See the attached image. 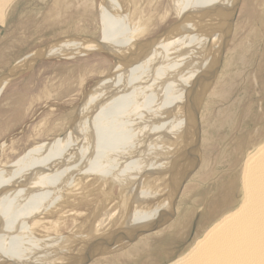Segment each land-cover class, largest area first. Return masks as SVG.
I'll list each match as a JSON object with an SVG mask.
<instances>
[{"label": "rangeland", "instance_id": "rangeland-1", "mask_svg": "<svg viewBox=\"0 0 264 264\" xmlns=\"http://www.w3.org/2000/svg\"><path fill=\"white\" fill-rule=\"evenodd\" d=\"M178 3L179 0H14L5 20H0V180L3 178L17 187L20 184L19 188L25 186L17 190L34 200L35 192L27 190L32 185L33 175L47 172V168L51 174L55 160L60 159L62 165L58 176L76 175L73 174L75 170L68 167L70 162L63 157L69 153L66 146L79 129L85 105L95 97L96 91L112 88V82L123 78L122 75L135 67L132 61L133 67L129 63L123 67L118 56L107 49H96L95 45L112 41L115 34L144 28L143 35L129 41V45L143 48L150 45L148 51L141 54V59L152 60L150 57L154 52L162 53L170 48L179 51L178 43L183 42V35L188 37L186 33L189 31L180 32V27L185 24L181 19L186 17L181 18L176 12ZM235 3L232 1L226 18L222 14L219 17V29L214 39H193L194 43L190 44L194 45L192 49L201 45L200 49L206 50V44L217 45L216 38L221 36L222 39L221 46L214 52H218L216 69L202 68L193 78L198 77V86L208 84L205 88L192 89L187 78L191 72H184L188 82L186 88L192 87L190 91L200 95V104L190 109L188 128L182 137L185 141L193 137L194 141L186 147L181 162L168 160L163 167L144 169L149 173L138 178L144 183L148 177L162 173L168 188L164 180H153L151 184L160 189L166 186L168 193L176 189L172 207L166 212L161 210L164 211L162 219L154 228L138 233L137 227L127 232L125 229L132 227L121 222V225L117 224L124 206L122 194L127 190H123L120 181L124 177L123 170H112L110 154L102 163L100 175L77 173L74 183L65 187L55 201L53 194H48L42 204L39 202L17 216L11 213L13 204H9L5 214L0 211L1 223L7 227L5 232L24 219L34 241L42 240V243L50 242L55 246L60 240L73 237L77 243L75 236L80 233L76 229L88 225L95 217L99 216L100 221L110 210V223L104 217L102 220L108 225L112 223L111 229L99 231L102 227L94 226V233L84 229L81 234L89 236V243L77 248L70 262L65 259L59 261L61 264H168L187 253L210 227L235 210L243 197L244 163L264 144V0H239L236 6ZM106 14L108 18L105 20ZM225 22L228 25H225L224 35L222 26ZM165 35L169 36L166 38ZM175 37H178L176 44L169 46L164 42ZM80 42L89 44V48L86 46L88 52H81L85 48L80 49ZM214 53L206 58L200 57L198 62H205ZM159 56L157 64L160 67L164 60L162 54ZM158 70L156 67L151 72ZM123 85L127 88L125 82ZM115 89L118 87L112 91ZM187 91L185 89L181 94L183 100ZM167 102L164 103L167 108L170 106L167 111L173 108L174 113L175 102ZM130 104L122 106L121 110L127 112L131 109ZM127 121L130 120L112 132L118 136V145L131 139L134 129L138 131L140 128L136 123L125 127ZM149 121L154 122V119ZM49 157L51 159H47ZM194 157L196 161H193ZM141 161L142 157L135 159L137 164ZM81 165L76 163L74 167L79 169ZM135 170L138 166L130 164L126 175ZM170 187L173 190H169ZM147 197L142 200L149 199ZM57 200L59 202L55 204ZM8 214L10 220L6 219ZM32 228L34 231L30 230ZM0 232L1 237L4 232ZM124 233H131L133 237H130L129 244L122 246L120 243L121 247H118ZM112 234L119 235L107 242L103 240ZM103 248L106 252H99ZM60 252L63 251L57 254ZM23 264L28 263L24 261Z\"/></svg>", "mask_w": 264, "mask_h": 264}, {"label": "bare ground", "instance_id": "bare-ground-1", "mask_svg": "<svg viewBox=\"0 0 264 264\" xmlns=\"http://www.w3.org/2000/svg\"><path fill=\"white\" fill-rule=\"evenodd\" d=\"M232 1L236 2V6L239 0H185V3L183 0H179L177 7L175 6L176 12L181 18H184V16L186 17V19H181L185 21V24L180 27L182 28L180 32L185 29L186 31L188 30L189 32L186 33L188 37L183 35L184 40L183 42L179 41V43L177 41L178 37L164 40V42L167 43L166 45L169 46L178 43V47L175 46V48H179V51H175L173 48L172 50H170L171 48L169 50L165 48L168 51L162 53H159L160 51L154 52L152 54L153 56L150 57L152 60L148 58L149 62L145 58L141 59V54L147 52L150 45L144 46V48L133 44L129 45L131 38L134 39L137 37L138 39V36L145 33L146 29L144 28L133 32L131 30L127 32V34L118 33V36L115 34L114 37H111L112 39L110 38L112 41L107 40L108 44L95 45L96 49H107L112 54L118 56L121 63L120 65H123V67L125 64L127 65V63H129L130 67H133V65L135 67L133 68L134 70L132 69L122 75L123 78L115 79L116 81L112 82V88L107 87L104 90L101 88V90L99 89V91L93 94L95 97L85 105V110H83L84 113H82L81 120L79 121L78 131L71 137L69 144L66 146L69 153L64 155L63 158L70 162L68 167H70L71 170L72 168L75 170L73 174L94 173L100 175L103 161L112 154L109 163L112 165L111 167L114 172L120 169V171L123 170L124 179L122 178L120 181L122 182L123 190H127L122 194V196H124V206L119 212L120 219H118L117 224L119 222V225L122 223L125 226L132 227L125 229L127 232H131L133 228L137 227H139L137 228L138 233L151 230L156 223H158V220L162 219L164 211L166 212L172 207L171 203L173 197L176 195V189L168 193V189L166 190L165 188L166 186H161L160 189V187L155 188L153 184H151L153 180H164V183L167 185L165 178L162 177V173H157L156 175L154 174L153 177H148L144 183L138 181V178L145 173H149L144 171V169H151L153 167L158 168L159 165L163 167L168 160L177 163L179 161L181 162V158L183 159L182 156L186 152V147L194 141L193 137L187 138L186 141L182 140L188 128V119L189 115H191L190 109L193 108V106L196 108V106L200 104V99H198L200 95L197 92L195 94L190 91L200 86H198V77L196 76L197 79L195 80L193 78L202 68H215L214 65L217 63L216 56L218 52H214L221 46L220 42H222V39L221 36L216 38L218 40L217 45L206 44L204 46L206 50L200 49L201 45L197 46L199 44L192 49L191 46L194 45L190 44L194 43L193 39L198 40L199 38L205 37V39L212 40L215 38L219 29V17L221 14L223 17L225 16V18L229 15ZM13 2L14 0H0L1 22L5 20ZM234 9H236V7L233 8V12ZM107 18L108 16L106 14L104 19L106 20ZM118 18L121 20V14H119ZM226 22L222 26L224 35ZM107 24L109 26L111 25L109 22H107ZM116 28L115 26L113 29L115 30ZM177 31L178 30L174 32ZM168 36H166V38ZM208 40L205 42H208ZM86 46L89 48V44L83 45L82 42H80V49L85 48L83 51H80L83 53L85 51L88 52ZM212 53L214 54L209 57L208 60H205V62H198L200 57L206 58ZM160 54L163 55L162 59L164 61L161 62L159 67L157 62ZM126 56L129 57V59ZM130 61H132L133 65ZM156 67L159 68L158 72H151L154 71ZM139 68H142L141 70L144 71H140ZM185 71L191 72V75L189 76L188 74L187 78L193 87H191L192 89H188L185 86V84L188 83L184 74ZM15 72H17V70ZM123 82L126 83L127 88H124ZM201 85V88H205L208 84L203 83ZM116 87H118V89L112 91V89ZM185 89L186 91L188 89V91L187 96L183 100L181 94L184 93ZM196 89L194 90L196 91ZM167 101H170V103L175 102L174 104H176V107L172 103L175 107L174 110L176 109L174 113L172 112L173 108L167 111L170 107L168 105L169 107L167 108L164 105ZM193 102L194 105H192ZM128 103H131V109L129 108L130 110H127V112L130 111V113L124 111V108L123 111L121 110V107L124 105L126 106ZM153 110L156 112L154 113ZM150 118L152 120L154 119V122H150ZM126 120L130 121L125 123V127L131 123H136L135 125L138 124L137 126L140 128L138 131L134 129V134L131 139H125L124 143H121L122 145L119 144V146L117 142L118 136H116V134L112 135V132L116 131V128ZM162 121V125L157 126V124ZM92 123L94 126H92ZM152 126L155 128L154 130H152ZM149 130L151 131L149 132ZM141 157L143 161L137 164L135 159L137 160V158ZM47 159L51 158L49 157ZM59 161L61 160L57 159L54 161L56 165L51 174L47 168V172L42 171L39 174L33 175L32 185H30L27 190L31 191V193L35 192L34 200L29 199L28 194L23 195L17 190L20 184L17 187V184L12 185L7 180L3 181L2 178L0 180V211H3L5 214L4 210H7L9 204H13V208L10 210L11 213L14 212V214L16 213L15 216H17V214H22L24 210L31 208L39 202L42 204V202L48 198V194H50V196L53 194L52 199L54 198L53 200L55 201L56 198L63 193L64 188L74 183V178L77 177L76 175L72 176V173L70 175L62 174L58 176L57 174L62 167ZM76 163H82L79 169L74 167ZM130 164H132V166L133 164L138 166V170L126 175L127 167ZM32 165H37V163H33ZM102 177L103 176H101V178ZM178 177L182 179L181 176L178 175ZM142 178L144 179V177ZM22 187L25 186H21L19 189L22 190ZM170 189L173 190L171 187L169 190ZM242 190L243 197L238 207L223 216L210 227L205 234L194 243L187 253L168 264H264V144L249 155L244 163ZM45 191L48 193H41ZM170 192L172 194H170ZM147 196L149 199L142 200ZM57 202L59 201L57 200L55 204H57ZM22 204L24 205L22 206ZM162 209H164L163 212L161 211ZM10 216L8 214L6 219L8 217L10 220ZM103 217L108 219L106 220L107 223H110V210L106 211L102 218ZM98 218H93V221L89 223L90 225L86 224L84 227L76 229V231L80 233L78 236H75V240L78 239L77 243L74 242L73 237H67V239L57 242L55 246L50 242L42 243V240H40L41 242L34 241L31 238V232H29L24 224V221L27 223L24 219H22V221L19 219L20 222L18 225L6 229V232L4 228L7 227L3 226L4 223L2 222V224L0 219V230L4 232L0 237V259H3L0 260V264H23L24 261L28 264H42L43 262L46 264H61L59 261L65 259L70 262L75 257L73 254L75 250L89 243V236L81 234L84 229L94 233V226L102 227L99 231L104 229L108 230L112 226V223L108 225L106 222H103L105 220L101 218V222ZM150 221L151 223L149 225H145ZM30 230L34 231V228ZM99 231L97 233L95 231V234H99ZM121 234H123V232ZM117 235L119 234H112L110 238L106 237L103 240L107 242L109 239H112L113 236ZM131 235V233H124V237L118 241L119 243L117 246L121 247V245H119L120 243H122V246L129 244L130 237H133ZM102 250L105 251L103 248L99 252ZM59 251L63 252H60L61 254L58 255L57 253ZM91 251L92 248L86 254H90ZM50 252L54 254L48 255ZM7 257H11L13 260L10 258L11 260L9 259L4 262V259Z\"/></svg>", "mask_w": 264, "mask_h": 264}]
</instances>
